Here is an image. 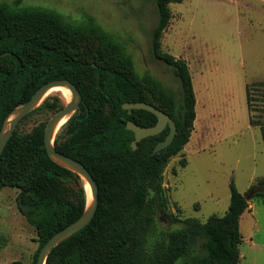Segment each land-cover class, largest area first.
Listing matches in <instances>:
<instances>
[{
	"label": "trees",
	"instance_id": "16d2710c",
	"mask_svg": "<svg viewBox=\"0 0 264 264\" xmlns=\"http://www.w3.org/2000/svg\"><path fill=\"white\" fill-rule=\"evenodd\" d=\"M149 1L157 6L158 14L154 55L180 80L179 97L153 76L140 75L125 46L91 16L77 22L48 8L23 6L22 0L0 3V133L9 115L29 102L40 87L53 80H70L82 101L63 127L61 134L66 131V137L60 134L54 144L59 152L84 164L99 188V205L90 224L55 247L46 264L240 262V220L250 204L234 182L230 183V205L224 216L212 215L204 222L175 217L183 225L165 233L148 252L156 214L167 203L164 170L189 143L196 121L189 66L184 59L161 50L172 19L170 5L183 0ZM246 96L250 123L260 127L264 141V107L259 105L260 100L264 104V82L248 84ZM49 98L37 110H61ZM137 102L154 105L176 123L171 145L157 154H152L153 149L170 128L143 139L133 150L135 135L127 129L128 121L144 127L157 123L153 113H129L122 108ZM45 128L26 134H19L16 128L0 156V190L17 188L19 199L35 206L34 211H22L38 234L39 248L30 264L37 263L41 248L56 232L83 214L87 203L83 187L75 197L66 185L79 177L47 154ZM252 189L256 190L253 197L264 200V178Z\"/></svg>",
	"mask_w": 264,
	"mask_h": 264
},
{
	"label": "rangeland",
	"instance_id": "374dc122",
	"mask_svg": "<svg viewBox=\"0 0 264 264\" xmlns=\"http://www.w3.org/2000/svg\"><path fill=\"white\" fill-rule=\"evenodd\" d=\"M21 5L48 8L77 22L91 16L125 46L140 75L153 76L180 96V80L154 55L158 14L152 1L22 0ZM170 9L172 19L161 50L189 66L196 121L189 143L164 170L167 203L158 209L156 225L148 236L149 253L165 233L183 225L175 217L204 222L212 215L224 216L230 205L231 182L239 192L250 195L264 178V141L260 127L250 123L246 96L248 84L264 82V0H183L172 3ZM49 97L61 110L69 103L59 92ZM40 105L18 125L19 134L46 127L60 111L37 110ZM259 105L264 107L262 100ZM61 136L65 138L66 131ZM75 174L79 180L66 185L75 197L83 187L87 206L92 198L90 186ZM19 194L17 188L0 190V264H30L39 248L37 231L20 208ZM252 197L240 220L239 264H264V200Z\"/></svg>",
	"mask_w": 264,
	"mask_h": 264
},
{
	"label": "water",
	"instance_id": "95a60500",
	"mask_svg": "<svg viewBox=\"0 0 264 264\" xmlns=\"http://www.w3.org/2000/svg\"><path fill=\"white\" fill-rule=\"evenodd\" d=\"M55 87H64L68 89L71 92V101H69V103H67V105H65L58 113H56L48 122L44 134L46 151L49 157L60 166L77 173L85 179V181L90 186L92 198L87 204L83 214L76 221L72 222L64 229L56 232L46 242V244L40 250L36 264H46L50 253L55 247L89 225L94 218L99 205L98 184L89 170L80 161L63 154L62 152H59L54 144L56 132L61 127H58V125L63 119H66V121L70 119L72 115L78 111L82 101L80 91L70 80H53L44 84L35 92L29 102L16 108L9 115L0 133V156L4 152L19 123L31 112H33L44 101V96L46 93ZM122 108L127 110L129 113H131L132 110H145L153 113L157 117V123L153 127H144L134 123L133 121H128L127 129L132 131L135 135V139L132 142L133 150L137 149V145L140 141L148 137L159 135L167 126L170 128L169 134L163 141H160L156 144L152 154H157L171 145L177 133V126L169 114L146 102L125 103L123 104ZM254 192L255 191L253 190L250 195L246 196L248 203L251 201V197ZM19 204L23 212H31L35 210V206L27 205L22 201L21 198L19 199Z\"/></svg>",
	"mask_w": 264,
	"mask_h": 264
},
{
	"label": "bare ground",
	"instance_id": "6f19581e",
	"mask_svg": "<svg viewBox=\"0 0 264 264\" xmlns=\"http://www.w3.org/2000/svg\"><path fill=\"white\" fill-rule=\"evenodd\" d=\"M54 92H59L61 93L66 99L67 101H71V92L64 88V87H55L51 90H49L46 95L44 96V100L49 97L50 95H52ZM66 119H63L60 124L58 125V127L62 126L65 123ZM88 191H90V188L88 187Z\"/></svg>",
	"mask_w": 264,
	"mask_h": 264
}]
</instances>
